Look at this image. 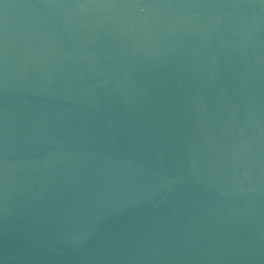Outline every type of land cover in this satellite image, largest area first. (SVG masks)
I'll return each instance as SVG.
<instances>
[{
    "label": "water",
    "instance_id": "water-1",
    "mask_svg": "<svg viewBox=\"0 0 264 264\" xmlns=\"http://www.w3.org/2000/svg\"><path fill=\"white\" fill-rule=\"evenodd\" d=\"M0 264H264V0H0Z\"/></svg>",
    "mask_w": 264,
    "mask_h": 264
}]
</instances>
